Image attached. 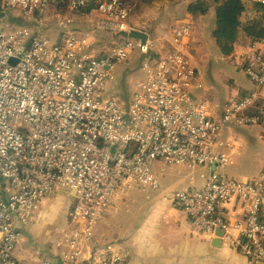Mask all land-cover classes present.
Instances as JSON below:
<instances>
[{"label":"built area","instance_id":"2783aa9c","mask_svg":"<svg viewBox=\"0 0 264 264\" xmlns=\"http://www.w3.org/2000/svg\"><path fill=\"white\" fill-rule=\"evenodd\" d=\"M132 8L126 0H0V264H21L15 252L23 227L46 201L72 191L70 231L54 243L57 259L41 264H129L102 230L116 201L135 192L167 193L184 208L194 237L223 232L244 258L264 264V172L245 181L225 172L231 152L241 153L225 135L234 127L264 128V105L257 106L263 48L235 59L254 89L219 113L191 62L193 27L181 23L153 35L134 24ZM11 11L37 29L8 25ZM74 16L125 40L99 51L91 29L75 30ZM135 54L142 56L141 80L124 98L110 85L125 83ZM157 163L210 176L201 189L168 190ZM230 205L234 214H222Z\"/></svg>","mask_w":264,"mask_h":264},{"label":"crops","instance_id":"0c3cea01","mask_svg":"<svg viewBox=\"0 0 264 264\" xmlns=\"http://www.w3.org/2000/svg\"><path fill=\"white\" fill-rule=\"evenodd\" d=\"M195 1L197 0L154 3V11L152 12H149V9H146L148 7L144 5L145 9L139 11L140 17L137 14L133 15V22L136 26L147 30L153 35L156 34L152 31L153 29H168L187 22L193 27L194 32L190 53L193 50L200 51L202 50V41L198 34L203 32L205 36L213 32L215 10H211L206 16L192 18L187 15L186 9ZM151 15L154 18L153 20L148 19ZM255 18L256 15L253 12H247L243 16V22ZM258 44L264 47V40L253 42L244 32H240L238 41L235 44L234 54L228 59L232 58L236 62L237 57L247 54L253 46L259 47ZM206 87V92L213 104L214 101L207 84ZM250 88L251 85L248 82L243 89L238 90V95L246 97L251 91ZM225 103L226 101L224 104H218V106L214 103L219 113H222ZM262 105H264V90L257 100V106ZM234 128L225 135V140L228 139L229 142L233 143L236 149H240L241 153L240 156H236L231 152L232 164L226 168L225 172L231 178L240 181L254 179L264 172V128ZM154 170L161 176L168 190L176 191H188L192 188L201 189L210 176L207 169L197 168L192 170L187 166L168 169L161 163L155 164ZM232 172H236L238 177L232 175ZM166 195L167 193H131L117 200L110 211L102 234L107 242H117L119 247L128 253L129 264H254L239 254L227 239L222 238L221 247L216 248L213 246L215 238L201 239L194 237L191 234L188 216L184 208L166 197ZM53 205L62 210L59 214H66L68 210L66 227L58 232L60 234L58 239L69 233V213L74 205L72 198L68 195H60L53 200L46 201L38 212V214H41L38 221L35 224H33V221L32 227L29 225L22 229V235L26 237L27 244L18 250L17 255L15 254L21 264H41L57 259V252L54 250L56 239L54 238L49 246L45 244L49 233L47 226H44L48 221L44 214H47L45 210ZM38 214L35 215L34 220ZM222 214H234L233 205L222 209ZM50 223L51 221L48 222V224ZM40 230L42 236H38ZM232 234L237 235L236 233ZM35 236L38 237L37 239L40 242L38 246L32 241Z\"/></svg>","mask_w":264,"mask_h":264},{"label":"rangeland","instance_id":"374dc122","mask_svg":"<svg viewBox=\"0 0 264 264\" xmlns=\"http://www.w3.org/2000/svg\"><path fill=\"white\" fill-rule=\"evenodd\" d=\"M130 5H132L133 15H139V11H143V8L148 7L146 9H149V12L154 11V5H148L147 3L150 0H126ZM158 3V2H156ZM145 5V7H143ZM150 7V8H149ZM153 8V9H152ZM54 20V17L51 18ZM148 19L153 20V16H149ZM8 25H14L21 28H28V29H37L36 24H30V18L24 17L23 15L19 14L18 12L11 11L9 15L6 18ZM5 20V21H6ZM74 20L76 21L75 24V30L76 31H87L91 29L94 33L95 41L100 42L99 51L104 50L105 48H110L113 46L115 42H121L124 41L125 38L123 36H117L115 39L104 32L95 30L91 24L89 23L88 19H82L80 17H75ZM48 22V21H47ZM168 28V27H166ZM50 35L52 38H58L60 35V31H58L56 28L54 29L53 26L49 27ZM215 30V25L213 28V32ZM213 32H210L209 35H203V32L199 35L200 40L202 41V50L197 51L193 50L192 53H190L191 62L194 67L200 69L204 76V80L208 86V89L210 90V95L215 103V105L218 106V104H224V102H228L230 100H233L238 95V90L243 89V87L246 86V84L251 85L250 90L254 89V86L248 79V77L244 74V72L236 65V62L234 59H228L221 55V53H218V48H216V44L213 39ZM198 33V32H197ZM211 38V42H210ZM214 43H213V42ZM110 44L109 46H107ZM261 47L259 44L257 45ZM263 51H264V47ZM195 49V48H194ZM226 58V59H224ZM142 60V56L139 54H135L134 57H132V61L129 64L127 70L123 73V78L125 77L126 80L124 82H119L117 84L110 85V88H114L113 91L119 96H122L124 98H129L132 94L136 92L137 84L141 80L140 78V66L139 63ZM139 66V67H138ZM113 91H110V93H114ZM207 93V92H206ZM206 93L202 92L201 95L203 98H206ZM241 128V127H239ZM235 129V128H234ZM245 129V128H244ZM232 175H235L238 177V174L236 172H232ZM242 175H244L242 173ZM66 195V194H63ZM47 214H44L48 218V221L44 224V226H47V231L49 233V237L46 241V246H49L51 242L54 240V238L57 240L59 235L58 232L66 227V223L68 220V210L66 214H59L62 210H59L58 207L55 205L48 207V209L45 210ZM50 213V214H49ZM38 214L36 219L34 220L33 224H35L39 219ZM51 221L50 224L48 222ZM32 224V225H33ZM30 225V227H32ZM38 236H42L41 230L38 232ZM38 237L35 236V239H32V241L35 243L36 246L39 245ZM26 237L22 235V238L20 240V243L16 250V255L19 249H22L23 246L26 243Z\"/></svg>","mask_w":264,"mask_h":264},{"label":"trees","instance_id":"16d2710c","mask_svg":"<svg viewBox=\"0 0 264 264\" xmlns=\"http://www.w3.org/2000/svg\"><path fill=\"white\" fill-rule=\"evenodd\" d=\"M176 1L178 0H150L147 4ZM96 6L93 2L84 13L89 14ZM211 10H215L213 38L222 56H233L240 32H244L253 42L264 40V5L252 0H197L187 7L186 13L192 18H198L208 15ZM247 12H253L256 18L243 22V16Z\"/></svg>","mask_w":264,"mask_h":264},{"label":"water","instance_id":"95a60500","mask_svg":"<svg viewBox=\"0 0 264 264\" xmlns=\"http://www.w3.org/2000/svg\"><path fill=\"white\" fill-rule=\"evenodd\" d=\"M3 17H4L3 15H0V19H2ZM183 24H188V23L187 22H183ZM133 37L136 38V39H140V40H145L146 39V36H141V35H134ZM14 62L15 61H12V64ZM215 169H216V165L213 164L212 165V172H214ZM66 195L70 196L71 198L77 199L75 191H72L71 193H68ZM223 235H224L223 232H218L217 233V237L213 241V246L214 247H216V248L221 247V245H222V240L221 239L223 238ZM256 264H261V263L257 262Z\"/></svg>","mask_w":264,"mask_h":264}]
</instances>
